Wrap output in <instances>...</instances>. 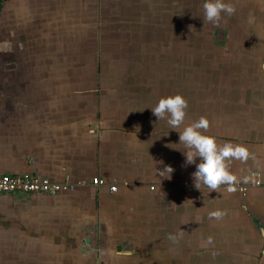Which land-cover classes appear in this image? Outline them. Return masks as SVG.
Returning a JSON list of instances; mask_svg holds the SVG:
<instances>
[{"label": "crops", "instance_id": "crops-1", "mask_svg": "<svg viewBox=\"0 0 264 264\" xmlns=\"http://www.w3.org/2000/svg\"><path fill=\"white\" fill-rule=\"evenodd\" d=\"M225 2L218 27L204 0L1 4L0 176L84 185L0 196V264H264V0ZM177 94L173 130L151 108ZM201 116L254 155L230 163L244 194L195 187L179 132Z\"/></svg>", "mask_w": 264, "mask_h": 264}, {"label": "clouds", "instance_id": "clouds-1", "mask_svg": "<svg viewBox=\"0 0 264 264\" xmlns=\"http://www.w3.org/2000/svg\"><path fill=\"white\" fill-rule=\"evenodd\" d=\"M202 8L204 22L217 27L220 26L225 16L231 17L236 12L235 6L226 3L225 0H204ZM187 108L188 101L182 95L177 94L161 98L151 110L158 120H166L168 126L176 130L184 124ZM209 127L210 121L201 116L199 120L179 132V144H183L186 149L183 151L186 164H196V159L200 158V162L196 164V171L192 173L195 187L201 189L203 185L210 192H216L224 185L229 193L235 192L238 180L230 171L231 161L246 163L250 158L255 157L246 146L234 145L230 142L218 144L215 137L204 134ZM157 172L160 177L171 179L174 169L171 166H165L163 170L157 169ZM208 215L209 219L221 220L226 213L222 210H215ZM182 236L183 231L179 233V237ZM168 239L173 243L178 242L177 235L169 234ZM208 243H213L212 237L208 238Z\"/></svg>", "mask_w": 264, "mask_h": 264}, {"label": "built area", "instance_id": "built-area-1", "mask_svg": "<svg viewBox=\"0 0 264 264\" xmlns=\"http://www.w3.org/2000/svg\"><path fill=\"white\" fill-rule=\"evenodd\" d=\"M5 0H0V6ZM91 186L102 187L105 182L99 178H93L90 181ZM256 184V183H255ZM84 185V182L74 184L68 183H54L47 178L34 177L29 174L21 175H1L0 176V196L4 195H42V196H55L61 193H66L74 190L75 186ZM257 185V184H256ZM241 194H244L246 188L243 186L235 185ZM109 193H114L116 188L111 185L107 188Z\"/></svg>", "mask_w": 264, "mask_h": 264}, {"label": "water", "instance_id": "water-1", "mask_svg": "<svg viewBox=\"0 0 264 264\" xmlns=\"http://www.w3.org/2000/svg\"><path fill=\"white\" fill-rule=\"evenodd\" d=\"M262 65H264V56H263V60H262L261 65H260V69H261L262 73L264 74V67H261ZM263 233H264V231L261 232L262 240L264 241V234ZM261 254L264 256V246L262 248Z\"/></svg>", "mask_w": 264, "mask_h": 264}, {"label": "flooded vegetation", "instance_id": "flooded-vegetation-1", "mask_svg": "<svg viewBox=\"0 0 264 264\" xmlns=\"http://www.w3.org/2000/svg\"><path fill=\"white\" fill-rule=\"evenodd\" d=\"M264 56V55H263ZM262 60H263V58H262ZM262 62V61H261Z\"/></svg>", "mask_w": 264, "mask_h": 264}]
</instances>
